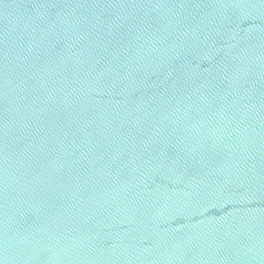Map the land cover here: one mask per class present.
<instances>
[{
  "label": "water",
  "instance_id": "obj_1",
  "mask_svg": "<svg viewBox=\"0 0 264 264\" xmlns=\"http://www.w3.org/2000/svg\"><path fill=\"white\" fill-rule=\"evenodd\" d=\"M0 264H264V0H0Z\"/></svg>",
  "mask_w": 264,
  "mask_h": 264
}]
</instances>
